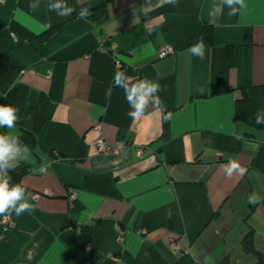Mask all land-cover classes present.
Wrapping results in <instances>:
<instances>
[{
    "label": "crops",
    "instance_id": "obj_1",
    "mask_svg": "<svg viewBox=\"0 0 264 264\" xmlns=\"http://www.w3.org/2000/svg\"><path fill=\"white\" fill-rule=\"evenodd\" d=\"M56 2H0V105L18 117L0 135L31 131L27 110L47 98L35 148H21L30 172L19 184L35 210L0 223V264H254L242 239L251 232L264 255V0L231 16L223 0H64L66 17L49 10ZM101 4L106 19L78 18ZM204 27L213 44L203 39L201 59L189 48ZM120 71L130 84L158 81L164 106L149 98L128 116ZM243 90L256 114L235 121ZM99 137L121 147L102 154ZM231 161L246 171L229 176Z\"/></svg>",
    "mask_w": 264,
    "mask_h": 264
},
{
    "label": "clouds",
    "instance_id": "obj_2",
    "mask_svg": "<svg viewBox=\"0 0 264 264\" xmlns=\"http://www.w3.org/2000/svg\"><path fill=\"white\" fill-rule=\"evenodd\" d=\"M151 0H146L144 5H150ZM169 4L176 6L178 0H161V5ZM229 8V15H236L242 8L245 7V0H223ZM144 5L141 8L135 9L136 13L141 12L144 9ZM29 7L35 11L37 10V5L32 2ZM55 9L57 15L61 17L70 16L74 11V8L69 7L64 0H57L54 5L49 6V10ZM147 15V12H143ZM89 15V9L82 8L78 13V18L84 19ZM147 33L153 31L152 27L146 28ZM206 44L203 39L199 40L196 44L189 48L191 55L198 56L201 59L205 55ZM129 76L125 72H117L114 77L113 84L124 89L125 98L130 102L132 110L127 113L128 116L132 117L134 120L139 119L144 115L146 105L149 98L152 99L154 105H163L158 93L162 90L158 81H152L147 78L141 79L139 77L135 78V82L129 83ZM111 87L106 91V97L111 96ZM164 106V105H163ZM16 111L11 105H0V126L7 125L9 128L15 127V122L18 117L16 116ZM172 114L166 113L164 119H170ZM256 123H264V115H256ZM21 148L24 152H28V147L26 145H20L17 138H13L7 135H0V216H11L13 212L19 216L24 212H32L35 210V204L31 203L29 199L25 198V193L27 191L26 186L22 184H15L11 187L9 186L10 176L7 175L9 169L14 170L18 166L20 160H24L25 157L21 153ZM9 161L15 163L10 164ZM238 170L243 174L246 169L241 167L236 161H231L229 166L226 168V172L229 176L233 171ZM248 203L258 204L260 200L255 195H249Z\"/></svg>",
    "mask_w": 264,
    "mask_h": 264
},
{
    "label": "trees",
    "instance_id": "obj_3",
    "mask_svg": "<svg viewBox=\"0 0 264 264\" xmlns=\"http://www.w3.org/2000/svg\"><path fill=\"white\" fill-rule=\"evenodd\" d=\"M93 21L100 22L104 19H106V7L105 4H101L97 6L92 12H89V15L87 16ZM1 25V23H0ZM203 37L202 39H205L208 44H213V32L212 29L209 27L203 28ZM223 87V76H220V89L219 91H222ZM262 91V95L264 98V85L260 87ZM7 98L17 103L20 100V97L18 94H16L13 90L10 91L7 94ZM46 104H47V98L42 97L39 101V104L34 108H28L27 115L33 122V128L31 131H23L22 133L14 136L13 138H17V141L19 144L26 145L30 150H33L36 146V139L41 131L45 119H46ZM256 114V110L254 107V104L250 98V95L247 91L243 90L242 97L238 100H236L234 105V120H246L247 118L253 116ZM55 158L70 162V160H67L65 157L61 156L60 154H52ZM10 164L15 163L13 161H9ZM30 172V167L26 163H22L19 161V164L17 167H15L14 170L9 169L7 171V175L11 177L9 181V185H15L19 184L20 180L24 175ZM85 233V228H83ZM86 236V233L84 234ZM242 245L244 250L248 252H252L255 257L256 261L254 264H264V255L256 250L253 244L251 232H249L247 235H245L242 239Z\"/></svg>",
    "mask_w": 264,
    "mask_h": 264
},
{
    "label": "built area",
    "instance_id": "obj_4",
    "mask_svg": "<svg viewBox=\"0 0 264 264\" xmlns=\"http://www.w3.org/2000/svg\"><path fill=\"white\" fill-rule=\"evenodd\" d=\"M2 1H3V0H0V2H2ZM169 51H170V50H169L168 48L164 47V48H162V49L159 50V52H158L157 55H158L159 57H162V56L166 55ZM96 127H98V126H96ZM95 145H96V147H97V150H98L100 153L105 154V155H113V154H115V153L118 151V149L121 147V144H119V143H117V144H115V145H110V144L106 143L102 137H99V138H97V139L95 140ZM141 151H142L141 149H138V150H137L138 154H140ZM39 171H40V172L44 171V168H43V167L39 168ZM74 196H75L74 193H71V194L69 195V197H70L71 199L74 198ZM0 223H1L2 225H6V226L9 225V226H10L11 223H10V218H9V216H0ZM172 245H174V244L172 243Z\"/></svg>",
    "mask_w": 264,
    "mask_h": 264
}]
</instances>
